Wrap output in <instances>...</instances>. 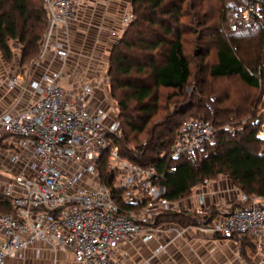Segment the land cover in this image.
<instances>
[{
	"label": "built area",
	"instance_id": "obj_1",
	"mask_svg": "<svg viewBox=\"0 0 264 264\" xmlns=\"http://www.w3.org/2000/svg\"><path fill=\"white\" fill-rule=\"evenodd\" d=\"M44 1L49 21L39 58L26 64L23 72L7 73L0 83L13 96L0 110V194L10 208L0 209V264L23 260L32 248L37 256L48 250L57 257L66 253L77 264H122L123 245L134 238L142 244L156 241L151 256L135 262L152 264L193 228L234 240L238 264H264V201L237 209L222 202L206 207V193L198 190L210 179L197 182L192 196L176 201L161 197L164 188L157 186L168 172H175L176 160H198L199 152L217 137L213 121L184 120L163 169L141 167L123 157L114 145L122 135V123L117 103L111 100L108 71L97 80L79 78L72 88L62 84L72 79L68 70L74 53L72 26L87 0ZM262 16L264 5L250 0L227 22L235 29L238 22L243 25ZM135 18L131 6L126 8L109 32L113 45ZM119 195L134 208L122 207ZM215 205L219 212L207 223H159L164 212L205 216ZM170 233L173 237L167 238ZM245 239L253 240L255 256L243 255Z\"/></svg>",
	"mask_w": 264,
	"mask_h": 264
},
{
	"label": "trees",
	"instance_id": "obj_2",
	"mask_svg": "<svg viewBox=\"0 0 264 264\" xmlns=\"http://www.w3.org/2000/svg\"><path fill=\"white\" fill-rule=\"evenodd\" d=\"M257 1L264 3V0ZM184 3L185 0H133L131 8L136 18L110 54L109 91L117 103L122 123V135L115 138L114 145L123 157L141 167L154 165L163 169L172 155L179 128L184 120L192 118L179 119V114L184 115L187 110L169 111L161 104L157 91L159 87L183 91L192 75L182 40L185 29L180 22L187 15L193 18V22L201 24L203 4L191 0L190 9L184 13ZM222 10L221 22L225 23L228 14L225 7ZM256 20L251 23L257 24L255 27L259 32L256 36L253 25L237 26L231 30L232 36L217 34L214 41L217 61L209 67L212 77L238 75L247 86L261 87L264 17ZM48 21L44 0H0V54L7 62L11 61L14 57L11 41H15L22 46L21 62H33L41 54ZM197 51L200 55L201 50ZM161 56L163 60L159 61ZM147 73L151 84L143 75ZM161 111L164 114L155 121ZM233 113L234 110L229 108H215L214 117H211L207 108L204 116H194L212 120L218 128L217 137L199 152L198 160L182 157L175 161V172H168L157 182L158 187L164 188L161 197L171 201L186 199L192 195L197 182L216 180L224 175L247 196L264 197V150L260 151L258 146L264 143V137L259 134V123L243 125L232 132L224 126L222 117L233 121ZM117 201L125 209L134 208L120 195ZM146 201L147 198L140 206ZM4 202L0 194V209L9 212L10 208ZM241 203L242 200H234L233 209L247 207ZM218 212L217 205L212 206L205 216L196 212H164L159 223H207ZM247 247L251 250L256 247L250 239L243 240L241 249L248 258Z\"/></svg>",
	"mask_w": 264,
	"mask_h": 264
},
{
	"label": "rangeland",
	"instance_id": "obj_3",
	"mask_svg": "<svg viewBox=\"0 0 264 264\" xmlns=\"http://www.w3.org/2000/svg\"><path fill=\"white\" fill-rule=\"evenodd\" d=\"M129 5H132L133 0H126ZM250 0H195V2L202 3L201 18L197 24L193 22L191 16H185L181 18L180 24L183 25L185 29V34L182 40H184V53L188 56L190 60V68L192 75L188 81L187 86L183 91L176 89H168L159 87L158 93L161 97V104L169 111L173 112L176 109L184 108L187 113L182 115L179 114V119L194 117V116H204L205 111L211 113V117H214V109L219 108H229L234 110L233 121H228L224 117L222 120L225 122L224 126L235 132L236 129L241 128L243 125H248L252 123H259L258 128L260 130L259 134L264 137V77L261 82L260 88H251L247 86L240 77L237 76H226V77H212L210 75L209 67L217 61L215 38L217 34L222 33L226 37L232 36L229 23L221 22L222 8H226L228 18L230 15L238 10L241 6H247ZM191 0H185L183 5L184 13L186 10L190 9ZM261 4V2H260ZM264 4V3H263ZM238 5V8L234 9ZM101 9V8H100ZM234 9V11H232ZM99 10V9H97ZM196 10V9H195ZM194 11V10H193ZM161 16H165L161 14ZM263 17V16H262ZM259 17V18H262ZM168 20V19H167ZM256 19L252 17L243 23V25H253L251 24ZM257 21V20H256ZM255 21V22H256ZM237 26H241L242 23L238 22ZM236 26V27H237ZM252 29L255 36L258 34V28L255 27L257 24L253 25ZM248 27V26H247ZM254 36V35H253ZM76 48L74 50V55L72 58H76L82 62V65H86L90 60L92 61L96 51H100L103 48H97L98 44L91 38H84L79 36L75 39ZM109 42V51H107L106 58H102L100 68L103 72L109 73L110 69V54L114 47L111 40ZM82 46L80 49L79 46ZM11 46H13L14 57L11 61L7 62L5 58L0 54V78L7 76V73L20 72L23 70L26 64L32 63L21 62L22 46L15 41H11ZM201 50V54H198L197 50ZM100 53V52H99ZM39 58V57H38ZM159 58V61L163 60ZM37 59V58H36ZM34 59V60H36ZM71 61L68 66V70L71 68ZM34 62V61H33ZM45 66V65H44ZM53 67H58V63L53 62ZM31 67V66H30ZM43 67V66H42ZM39 68L40 69H42ZM23 72V71H22ZM6 74V75H5ZM72 74V73H71ZM148 80L147 82L151 84L150 74H143ZM139 75L136 74V77ZM85 77L83 70L78 67V73L76 78ZM75 76L73 77V79ZM72 79V80H73ZM62 84H66L62 81ZM111 100L115 102L113 95L111 94ZM190 102V103H189ZM191 104V105H190ZM113 106H116L115 104ZM117 108V107H115ZM164 113L161 111L155 121L159 120ZM221 117V116H220ZM221 120V122H222ZM259 150H264V143L258 144ZM226 178L228 183L235 186L233 181L227 176H221L216 180ZM240 190V189H239ZM243 192V191H242ZM244 193V192H243ZM245 194V193H244ZM192 196V195H191ZM244 206H250L254 203L264 201V197L247 196L241 199Z\"/></svg>",
	"mask_w": 264,
	"mask_h": 264
},
{
	"label": "crops",
	"instance_id": "obj_4",
	"mask_svg": "<svg viewBox=\"0 0 264 264\" xmlns=\"http://www.w3.org/2000/svg\"><path fill=\"white\" fill-rule=\"evenodd\" d=\"M129 2L126 0H87L80 12V20L73 23V44L76 48L75 39L79 36L91 38L98 44L97 48H103L96 51L93 60L86 65L78 59L70 58L71 61V78L63 80L64 86L72 88V83L78 81L76 74L78 67L83 70L85 77L83 81L97 80L100 78L102 68L100 63L102 58H106L109 51V32L118 24L121 14L128 8ZM101 8V9H100ZM99 9V10H97ZM83 46V45H82ZM78 47L79 49L82 47ZM100 52V53H99ZM74 55V54H73ZM6 75V74H5ZM4 77L0 78V83ZM12 94H8L5 88L0 85V110L6 109L12 102ZM2 182H0V188ZM198 191L205 192V206L223 203L224 206L230 208L234 200L245 198V194L237 187L228 183L227 179L213 180L208 186L200 188ZM192 204L194 201H191ZM167 238L173 237L170 233ZM253 241V240H251ZM156 245V241L149 244H142L140 240L134 238L123 245L122 264H135L136 261H144L152 254V248ZM248 248V247H247ZM264 248V242H263ZM248 256L253 257L257 253V248L251 250L248 248ZM242 251V250H241ZM238 246L234 240L222 239L218 237L207 236L197 232L194 228L189 229L184 237L170 244L166 252L154 261L152 264H238ZM127 253V255H126ZM264 256V250L261 252ZM23 260H7L8 264H77L71 255L60 253L57 257L50 250L44 251L37 256L32 248L26 253Z\"/></svg>",
	"mask_w": 264,
	"mask_h": 264
}]
</instances>
